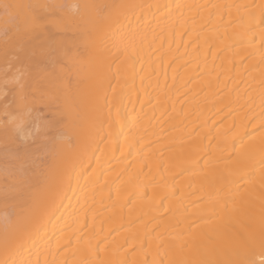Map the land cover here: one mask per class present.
Instances as JSON below:
<instances>
[{"label": "bare ground", "instance_id": "obj_1", "mask_svg": "<svg viewBox=\"0 0 264 264\" xmlns=\"http://www.w3.org/2000/svg\"><path fill=\"white\" fill-rule=\"evenodd\" d=\"M0 202V264H264V0H0Z\"/></svg>", "mask_w": 264, "mask_h": 264}, {"label": "rangeland", "instance_id": "obj_2", "mask_svg": "<svg viewBox=\"0 0 264 264\" xmlns=\"http://www.w3.org/2000/svg\"><path fill=\"white\" fill-rule=\"evenodd\" d=\"M64 1H65V0H64ZM67 1H68V0H67ZM69 1H70V0H69ZM65 3H66V2H65ZM98 86H99V85H98ZM98 86H97V88H98ZM91 88H92V87H89V86H88V87L84 90V92L87 93L89 90H95V89H96V88H93V89H91ZM12 106H13V105H12ZM13 107H14V106H13ZM20 107H21V106H20ZM20 107H19V108H20ZM22 108H24V106H23ZM26 108H27V107L24 108V111H19L20 109L18 110V106H17V109L15 108L16 111H15V109L12 108V110H14V111L11 112V115H12L11 117L14 118L15 115H16V113L18 114V112H19L20 115H21V117H22L24 120L26 119L25 121H22V122H23V123H27V116H28V113H27V112H29V111L31 112V110L27 111ZM17 110H18V111H17ZM21 110H23V109H21ZM25 110H26V113H27V114L24 113ZM14 112H15V113H14ZM2 115H3V117H4L3 119H5V115H6V114L3 113ZM20 115H18V116H20ZM47 117H48V116H46V118H47ZM17 118H18V117H17ZM14 119H15V118H14ZM18 119H20V118H18ZM18 119H17V120H18ZM23 119H22V120H23ZM18 121H19V120H18ZM22 122L19 124L20 126L22 125L23 127H25V126L28 125V127H29V129H28V127H27V128L25 127L26 130L24 129V130H25L24 132H26V131H27V132H28V131H31L33 128L35 129V132H34V130H33V133H34V134L38 131V129H37V128H38V127H37L38 125H36V126L33 125L34 127L32 128L31 126H32L33 123L30 124V122L28 121V123H29L31 126H29V124H26V125L24 126ZM34 123H35V122H34ZM35 124H36V123H35ZM48 125H49V124H48ZM30 127H31V129H30ZM47 129L50 130V134L53 132L54 129L57 130L56 127H51V129H50V127H49V128L47 127L46 130H47ZM39 130H40V127H39ZM46 130H45V131H46ZM49 130H48V132H49ZM40 132H41V131H40ZM40 132H37V133H40ZM48 132H47V133H48ZM47 133L45 134V136L47 135ZM48 134H49V133H48ZM42 135H44V134H42ZM42 135L39 136V137H41V138H39L40 140H42L43 138H45V139L47 138V139H48V135H47L46 137H45V136H42ZM33 136H34V135L32 134V137H33ZM49 136H50V135H49ZM27 138H28V137H27ZM28 139H29V141L32 140V138H31V140H30V137H29ZM39 139H38V140H39ZM45 139H43V140H45ZM47 139H46V140H47ZM40 140H39V141H40ZM35 142H36V140H35ZM35 142H34V144H35ZM60 154H63V155H64V153H60ZM63 155L58 156L57 151H55V152H53V153H51V154L49 155L50 157L52 156L53 158L51 157V159H50V157H48V155H47L48 158L45 157L46 160L50 159L49 162L52 160V162H50L51 165H50V164H47V165H48V168L50 169V171L53 170V169H55V170L58 169L59 166L55 163V162H56V159L62 157ZM63 157L66 158L67 155H65V156H63ZM63 157H62V158H63ZM46 160H44V162H45ZM54 160H55V161H54ZM27 161H28V160H27ZM53 161H54V162H53ZM29 162H30V161H29ZM29 162L27 163V162L25 161L24 165L29 164ZM49 162H47V163H49ZM52 164H53V165H52ZM49 166H50V167H49ZM55 170H54V171H55ZM12 202H13V201H11V200L9 201V203H11V204H12ZM6 203H7V202H6ZM13 203H15V202H13ZM7 204H8V203H7ZM7 204H6V208H5L4 203L0 202V208H1V209H0V211H1V213H0L1 215H0V216H2V215H6V216H5V217H6L5 220H6V219H8V220H6L5 223L8 224V222L10 221L9 219H10V217H11V215H12V214L10 215V213H12L13 211L11 210V208H12L11 205H9V204L7 205ZM2 205H4V206H2ZM12 206H13V205H12ZM8 207H10V208H9L10 211L8 212L9 214L7 213V211L9 210ZM4 208H5V209H4ZM3 209H4V211H2ZM7 209H8V210H7ZM6 210H7V211H6ZM11 211H12V212H11ZM2 212H3V213H2ZM21 212H23V211H19L18 213H21ZM6 213H7V214H6ZM23 213L25 214V212H23ZM21 214H22V213H21ZM24 214H23V215H24ZM7 215H8V216H7ZM9 215H10V216H9ZM23 215H22V216H23ZM7 217H8V218H7ZM19 218H20V216H19ZM2 219L4 220V216H2ZM7 221H8V222H7ZM0 222H1V217H0ZM10 222H11V221H10ZM2 223H3V222H2ZM11 234H12V233H11Z\"/></svg>", "mask_w": 264, "mask_h": 264}]
</instances>
